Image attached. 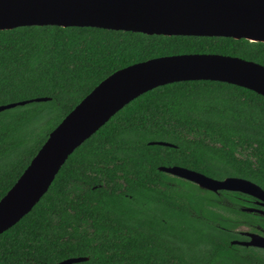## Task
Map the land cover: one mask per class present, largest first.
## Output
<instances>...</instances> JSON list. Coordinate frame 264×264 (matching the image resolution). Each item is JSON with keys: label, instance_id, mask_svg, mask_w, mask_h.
Here are the masks:
<instances>
[{"label": "trees", "instance_id": "obj_1", "mask_svg": "<svg viewBox=\"0 0 264 264\" xmlns=\"http://www.w3.org/2000/svg\"><path fill=\"white\" fill-rule=\"evenodd\" d=\"M217 54L264 67V43L91 27L0 30V200L49 134L101 81L151 59ZM164 142L170 146L151 145ZM264 190V98L234 85L154 88L78 146L48 190L0 234V264H256L216 193L159 168ZM233 201L232 196H226ZM264 227L263 225H260Z\"/></svg>", "mask_w": 264, "mask_h": 264}, {"label": "water", "instance_id": "obj_2", "mask_svg": "<svg viewBox=\"0 0 264 264\" xmlns=\"http://www.w3.org/2000/svg\"><path fill=\"white\" fill-rule=\"evenodd\" d=\"M24 26L91 27L157 36L221 37L264 43V0H0V30ZM184 81L226 83L264 98V67L217 54L166 56L130 65L101 81L49 134L28 167L0 200V234L26 215L48 190L68 156L115 113L142 94ZM37 98L0 106V111ZM151 145L170 146L164 142ZM160 171L210 191H264L240 178L215 180L180 167ZM231 244L264 249V237ZM70 258L57 264H73Z\"/></svg>", "mask_w": 264, "mask_h": 264}, {"label": "flooded vegetation", "instance_id": "obj_3", "mask_svg": "<svg viewBox=\"0 0 264 264\" xmlns=\"http://www.w3.org/2000/svg\"><path fill=\"white\" fill-rule=\"evenodd\" d=\"M213 193H216L222 198V203L225 206V209L228 210L224 213L223 220L227 219V222L238 225H249V227H241L235 230L238 236L243 239L238 242H248L252 235L264 237V227L260 226H264V206H262L261 201L251 195L240 192L217 191ZM227 195L232 196L234 200H227V198H225ZM244 247L250 251L255 250L264 257V249L252 246ZM255 261L256 264H264L260 259Z\"/></svg>", "mask_w": 264, "mask_h": 264}, {"label": "rangeland", "instance_id": "obj_4", "mask_svg": "<svg viewBox=\"0 0 264 264\" xmlns=\"http://www.w3.org/2000/svg\"><path fill=\"white\" fill-rule=\"evenodd\" d=\"M257 254H259L258 252H256Z\"/></svg>", "mask_w": 264, "mask_h": 264}]
</instances>
